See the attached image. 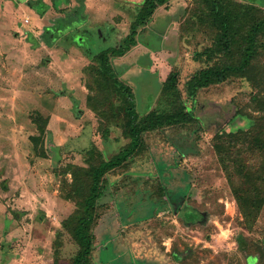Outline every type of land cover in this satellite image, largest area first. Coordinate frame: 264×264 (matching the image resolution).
<instances>
[{
  "label": "rangeland",
  "instance_id": "obj_1",
  "mask_svg": "<svg viewBox=\"0 0 264 264\" xmlns=\"http://www.w3.org/2000/svg\"><path fill=\"white\" fill-rule=\"evenodd\" d=\"M143 1L0 0V264H70L76 247L67 234L57 263L53 255L61 222L75 208L65 196L69 166H85L90 149L109 158L127 143L114 123L111 136L101 137V121L87 105L86 68L99 64V49L121 45ZM232 1L264 14V0ZM195 5L167 0L137 29V44L111 57L139 114L171 111L180 101L197 120L150 132L144 153L108 175L100 200L107 209L93 229L94 264H264V202L246 222L214 148L217 132L253 123L242 114L260 115L250 97L264 94V50L253 81L230 77L187 100L188 80L236 57L200 55L213 46L215 31L199 22ZM169 73L176 82L165 92ZM36 114L48 119L38 154ZM185 208L198 219L185 221Z\"/></svg>",
  "mask_w": 264,
  "mask_h": 264
},
{
  "label": "trees",
  "instance_id": "obj_2",
  "mask_svg": "<svg viewBox=\"0 0 264 264\" xmlns=\"http://www.w3.org/2000/svg\"><path fill=\"white\" fill-rule=\"evenodd\" d=\"M166 1L144 0L121 45L99 49L93 56L94 61L97 60L99 64L86 68L90 76L87 85L90 90L87 105L101 121L99 124L101 137L106 140L111 136L109 124L114 123L121 128L122 136L127 143L109 158H103V153L97 148L90 149L86 153L88 157L84 158L85 166H69L72 181L65 196L74 201L75 208L62 220L61 229L57 231L53 243L54 263H57L59 257L63 235L67 234L76 247L70 264H94L93 229L101 213L107 209V204L101 203L100 200L108 175L121 174L120 172L128 168L136 157L144 153L147 149L146 136L150 132L187 125L197 120L192 111L180 101H177L171 111H146L143 115L139 114L131 88L118 79L111 62L112 56H123L127 50L137 44V29L149 21L156 8ZM194 3L197 6L196 14L199 22L215 31L213 46L204 49L200 55L212 58L217 54L226 55L235 51L236 57L233 63L222 62L221 65L205 67L188 80L185 94L189 101H195L200 89L221 83L230 77L253 81L251 75L254 60L259 50H264V14L261 9L251 5H243L244 8H241L232 0H194ZM48 40L47 35V43L51 44L53 41L50 43ZM175 82V73H169L163 82L165 92L174 88ZM262 93L259 92V95L252 93L250 97L252 108L260 111V115L237 113L251 119L253 123L245 130L217 132L214 142L219 163L233 187V196L246 222L249 223H252V219L259 214L264 202V94ZM119 119L123 122L121 126L118 123ZM47 120V117H42L40 114L33 117L39 132L38 136L32 138L36 154H38L37 144L41 142V134L46 130ZM244 155L251 160L249 163L243 161ZM236 180L243 181L242 184L247 186L248 193H244L240 188L242 184L235 186ZM161 190L164 192L165 189ZM181 215L187 222H194L199 216L196 211L189 208L183 209ZM238 241L241 246L245 245L241 236Z\"/></svg>",
  "mask_w": 264,
  "mask_h": 264
}]
</instances>
